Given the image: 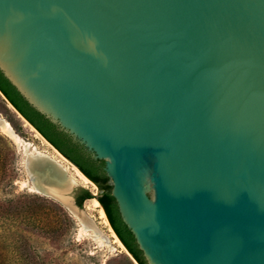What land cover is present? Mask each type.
<instances>
[{
	"label": "water",
	"instance_id": "water-1",
	"mask_svg": "<svg viewBox=\"0 0 264 264\" xmlns=\"http://www.w3.org/2000/svg\"><path fill=\"white\" fill-rule=\"evenodd\" d=\"M0 49L104 161L147 264H264V0H0ZM46 166L29 183L99 232Z\"/></svg>",
	"mask_w": 264,
	"mask_h": 264
},
{
	"label": "rangeland",
	"instance_id": "rangeland-1",
	"mask_svg": "<svg viewBox=\"0 0 264 264\" xmlns=\"http://www.w3.org/2000/svg\"><path fill=\"white\" fill-rule=\"evenodd\" d=\"M0 117L9 124L8 128H0V264H128L124 251L112 243L99 220L98 188L87 178L86 183L78 181L69 170L74 166L20 118L1 95ZM27 154L45 155L56 162L61 157L65 160L62 167L74 182L66 196L75 202L80 189L90 192L92 199L85 200L81 209L99 232L85 229L66 208L33 190L24 168ZM108 184L113 186L110 178ZM40 198L59 204L73 225L65 224ZM93 200L98 207H94Z\"/></svg>",
	"mask_w": 264,
	"mask_h": 264
},
{
	"label": "trees",
	"instance_id": "trees-1",
	"mask_svg": "<svg viewBox=\"0 0 264 264\" xmlns=\"http://www.w3.org/2000/svg\"><path fill=\"white\" fill-rule=\"evenodd\" d=\"M0 94L25 122L98 188L100 195L96 197V200L103 208L108 224L115 236L137 264H147L132 233L121 220L117 204L111 195L112 187L108 184L109 178L104 171V161L93 159L82 145L74 142L68 134L60 131L48 119L32 108L1 72ZM40 199L39 201L42 204L49 206L48 209L56 212L58 216L60 215L65 224L68 226L73 225V221L59 204L45 198ZM88 199H92V195L88 190L82 188L75 198V204L81 209L83 202ZM125 259L128 264H133L128 257Z\"/></svg>",
	"mask_w": 264,
	"mask_h": 264
},
{
	"label": "bare ground",
	"instance_id": "bare-ground-1",
	"mask_svg": "<svg viewBox=\"0 0 264 264\" xmlns=\"http://www.w3.org/2000/svg\"><path fill=\"white\" fill-rule=\"evenodd\" d=\"M6 55L4 54V52H2V50L0 49V64L1 66L4 68V70L6 71V73L12 78V80L18 85V87L24 91V93L36 104H39L40 106H43V104H41L38 100V98H36V95L33 94V92L30 90L31 87L28 86L27 84L25 85L23 82H21V80L18 78V76H16L15 72L8 66L7 60H6ZM46 106H48V104H46ZM14 110V109H13ZM9 125V124H8ZM7 123L5 122L4 119H2L0 117V128L4 129V128H8ZM11 131L14 132L12 130V128L10 127ZM15 136H17L14 133ZM24 149L26 150L27 147H24ZM34 158V157H33ZM58 158V157H57ZM56 158V159H57ZM55 164L62 166L65 165V160L61 157V159L58 160V162L54 161ZM50 169H48V172L51 171L50 175L52 177L55 178V182L58 183V186L61 187V189H68V187L70 185H72L74 182L72 181V179H70V177L67 175L66 170H65V177L61 175V172L59 170H57L56 168H54L53 166H46ZM64 168V167H63ZM69 170L72 172V174L74 175V177L80 181V182H88L86 177H84V175H82L75 167L74 168H69ZM112 173H115V169L112 168L111 169ZM32 188L34 191H36L38 193L39 187L37 185L31 184ZM120 200H121V204H122V209H123V213L125 215V217L129 220H131V216H130V212L128 209V206L126 205V201L125 199H123L121 197V195L119 196ZM93 204L94 207H98V203L96 201L93 200ZM99 220L101 221V224L107 228V232L110 234V237L113 239L112 243L115 244L116 246H118L122 251H125L123 248V245L120 243V241L117 239V237L115 236V234L113 233V231L111 230V228L108 226L107 220L105 218L104 212L103 210L99 209ZM81 224L84 226L85 229H92L94 230L95 227L94 225L87 219H81L80 220ZM101 235V234H100ZM107 238V237H106Z\"/></svg>",
	"mask_w": 264,
	"mask_h": 264
},
{
	"label": "flooded vegetation",
	"instance_id": "flooded-vegetation-1",
	"mask_svg": "<svg viewBox=\"0 0 264 264\" xmlns=\"http://www.w3.org/2000/svg\"><path fill=\"white\" fill-rule=\"evenodd\" d=\"M97 201V200H96ZM98 202V201H97ZM100 208L103 210V208L100 206ZM104 212V211H103ZM105 214V213H104ZM108 223V222H107Z\"/></svg>",
	"mask_w": 264,
	"mask_h": 264
}]
</instances>
